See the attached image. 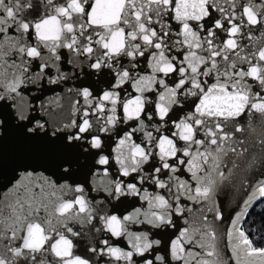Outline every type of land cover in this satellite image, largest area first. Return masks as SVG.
Returning a JSON list of instances; mask_svg holds the SVG:
<instances>
[{
  "label": "snow or ice",
  "instance_id": "1",
  "mask_svg": "<svg viewBox=\"0 0 264 264\" xmlns=\"http://www.w3.org/2000/svg\"><path fill=\"white\" fill-rule=\"evenodd\" d=\"M85 75L107 87L55 91ZM5 112L64 177L85 153L97 190L138 206L25 165L0 189V264H264L246 226L264 212V0H0V138ZM85 227L106 234L89 258Z\"/></svg>",
  "mask_w": 264,
  "mask_h": 264
},
{
  "label": "water",
  "instance_id": "2",
  "mask_svg": "<svg viewBox=\"0 0 264 264\" xmlns=\"http://www.w3.org/2000/svg\"><path fill=\"white\" fill-rule=\"evenodd\" d=\"M65 70L72 71L70 65L64 66ZM109 79L108 77L103 80L98 77H89L85 75L80 79L74 81V83H70L64 86V90L61 88H55V91L60 95H64L67 87H80V86H88L92 87L95 90L104 89L107 87L105 80ZM127 87V85L125 86ZM131 91V89H129ZM33 95L40 96L41 99H51L52 92L48 86H44L43 90L40 92H36L33 90ZM35 103V101H33ZM63 103L67 104V101H63ZM13 110L9 109L11 113ZM35 119H41L42 113L40 111L33 110L32 113ZM4 119L8 124L6 128L5 135L0 138V189H5L11 186V183L17 177L18 170H21L25 165H32L33 167H46L49 171V174H54L53 178L63 182L64 179H67L70 184H83L86 187L88 192L89 199L97 202V206H106L109 211L116 212L118 214H127L130 212L134 206H138L135 198H121L120 201L112 200L108 197L107 193L103 191H99L98 189V177L93 175V170L96 167L94 164V160L90 155H87L82 152H74L71 155V159L73 162L72 166V174L70 177H64L62 172L59 170L58 163L53 162V160L45 155H42L38 152L36 148V144L34 141L26 139L20 132V129L17 127L16 123L13 121L12 116L8 113H4ZM116 139H108L105 144V154L109 150L115 148ZM118 165L113 162L111 171L115 172ZM113 178H116L115 176ZM109 201H111L109 203ZM235 207V200L232 202L226 201V216H231L233 214V209ZM71 226V225H70ZM182 222L177 221V227H181ZM79 228V225L76 226ZM96 227H100L99 224H96ZM143 226H133L132 230L137 231L140 230ZM154 233L160 231V236L156 238H160L163 241L170 240L174 235V230H152ZM86 235H82L74 239V244H76L75 253L76 255H81L82 257L89 258L92 257L93 254L88 251L90 246L94 245V242L98 239L106 238L105 233H96L93 235L91 232H88L87 227H85ZM224 244H227V241H224ZM121 246H124V242H121ZM163 247V245H162ZM226 253L230 255V250L225 249ZM158 264V262H157ZM169 264H175L169 258ZM234 264V262H232Z\"/></svg>",
  "mask_w": 264,
  "mask_h": 264
},
{
  "label": "trees",
  "instance_id": "3",
  "mask_svg": "<svg viewBox=\"0 0 264 264\" xmlns=\"http://www.w3.org/2000/svg\"><path fill=\"white\" fill-rule=\"evenodd\" d=\"M252 224L246 225L249 227H255L258 233L264 232V212L254 209L251 213Z\"/></svg>",
  "mask_w": 264,
  "mask_h": 264
}]
</instances>
